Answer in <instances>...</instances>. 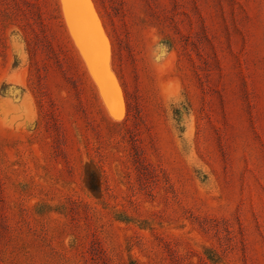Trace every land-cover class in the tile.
Masks as SVG:
<instances>
[{
  "label": "rangeland",
  "instance_id": "374dc122",
  "mask_svg": "<svg viewBox=\"0 0 264 264\" xmlns=\"http://www.w3.org/2000/svg\"><path fill=\"white\" fill-rule=\"evenodd\" d=\"M58 4L100 115L67 63L50 0H0V91L30 92L12 36L26 21L43 80L59 86L31 94L40 132L13 131L0 113V264L10 234L33 226L30 210L44 200L55 247L78 264H210L207 248L224 264H264V0ZM177 103L190 106L181 124ZM118 210L137 224L118 222Z\"/></svg>",
  "mask_w": 264,
  "mask_h": 264
},
{
  "label": "trees",
  "instance_id": "16d2710c",
  "mask_svg": "<svg viewBox=\"0 0 264 264\" xmlns=\"http://www.w3.org/2000/svg\"><path fill=\"white\" fill-rule=\"evenodd\" d=\"M4 5L5 10L2 11V21L6 22V25H8L9 20L12 16H14V13L10 11V4ZM50 5L54 9L51 16H53V19L56 21V24L61 31L65 49L69 53L67 63L70 68L72 67L75 69L76 73L78 72L81 79L80 81H82V84H84L85 88L89 91V96L92 101L91 105L92 107H95L97 111L96 113L99 114L100 109L94 91L89 85L78 56L72 47L63 25L58 0H50ZM16 13L17 15L19 14L18 10ZM25 23V25H18L19 30L14 31L12 36L14 41L13 49L15 51V65L18 67L21 65H27L30 69V92L22 88L8 87L6 85H3L0 91V113L3 120L11 128V130L21 133L32 129L40 132L42 118L41 114H39L37 102L31 94H34L35 92L40 93L41 91L43 92V90L46 91V89L47 92H56L57 95L59 94V86L56 87V85L52 84L51 81L46 83V81L43 80L42 72L44 70L42 68V63L39 58H37V46L32 37L33 31L31 29V25L29 24L30 22L26 21ZM9 93H12V96H10ZM66 103H62L61 107L68 106L69 103ZM59 104H61V101ZM172 107H174L173 112L175 121H178L181 124L183 120L186 121L188 119L189 109L187 107H190L189 105L177 103L173 104ZM102 119L104 120V117H102ZM176 127L178 130H181L179 125H176ZM74 129L76 130L74 140H81L79 136L81 135V131L76 125H74ZM42 136L43 137L40 138L41 142L50 138L48 132L42 133ZM48 171L54 175V168L48 167ZM87 172L90 188L94 192H100L102 187L99 185V176L95 171ZM67 201L70 202V198H67ZM45 202L47 201L44 200V202L41 201L37 203L34 207V211L33 209L30 210V220L33 222V226H30L29 224L28 230H19L18 232L15 231L10 234L7 241L8 245L4 249L3 247L1 249V261L3 264H78L73 257L69 256L71 258L70 259L66 256V249L62 246V248L60 247V242H57L55 247V237L58 232L52 228V225H57L52 217H46L51 212L53 206L51 203ZM54 211L57 212V210ZM115 218L118 222L124 224H137L136 219L128 216L125 210H118ZM138 226H141V223H138ZM39 227L41 228L39 229ZM63 232L64 230L60 231L61 234ZM47 235H50L51 240H48ZM37 241L40 243L38 246L35 245ZM13 249L15 252H13ZM204 254L208 263L224 264V259L215 250L207 248L205 249Z\"/></svg>",
  "mask_w": 264,
  "mask_h": 264
},
{
  "label": "water",
  "instance_id": "95a60500",
  "mask_svg": "<svg viewBox=\"0 0 264 264\" xmlns=\"http://www.w3.org/2000/svg\"><path fill=\"white\" fill-rule=\"evenodd\" d=\"M96 36L98 37L97 34H96ZM101 52H102V50L100 49L99 53L101 54ZM102 87H103L104 94H105V97H106L107 105H108L111 113L114 116H120L121 115V110L118 107H116V104H115L114 99H113L114 96L110 92L109 84L107 82H104L102 84Z\"/></svg>",
  "mask_w": 264,
  "mask_h": 264
},
{
  "label": "bare ground",
  "instance_id": "6f19581e",
  "mask_svg": "<svg viewBox=\"0 0 264 264\" xmlns=\"http://www.w3.org/2000/svg\"><path fill=\"white\" fill-rule=\"evenodd\" d=\"M120 109V108H119Z\"/></svg>",
  "mask_w": 264,
  "mask_h": 264
}]
</instances>
